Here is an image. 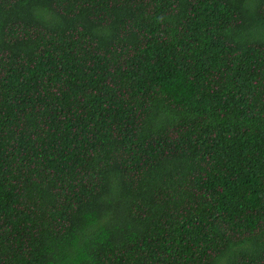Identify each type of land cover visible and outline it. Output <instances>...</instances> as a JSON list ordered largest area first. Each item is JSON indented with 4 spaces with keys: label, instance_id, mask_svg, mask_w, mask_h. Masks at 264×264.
<instances>
[{
    "label": "trees",
    "instance_id": "1",
    "mask_svg": "<svg viewBox=\"0 0 264 264\" xmlns=\"http://www.w3.org/2000/svg\"><path fill=\"white\" fill-rule=\"evenodd\" d=\"M0 264H264V0H0Z\"/></svg>",
    "mask_w": 264,
    "mask_h": 264
}]
</instances>
